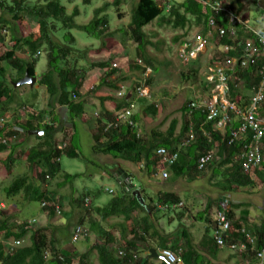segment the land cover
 <instances>
[{
	"label": "trees",
	"instance_id": "obj_1",
	"mask_svg": "<svg viewBox=\"0 0 264 264\" xmlns=\"http://www.w3.org/2000/svg\"><path fill=\"white\" fill-rule=\"evenodd\" d=\"M235 1L239 3L241 0ZM172 3L167 2L165 4L158 0H138L133 8L128 33L138 45L140 52L143 53L142 58L146 63L145 67L137 64L136 67H132L133 69L147 71L153 67L146 57V51L150 45L146 28L156 21H159L161 25H169L176 30H186L194 26L203 27L205 36H208V22L214 14L205 4L200 0H184L182 3ZM122 5L123 0H114L112 4H105L103 8L96 10L95 17L89 24L79 25L76 21L80 16L79 9L76 8L73 13H69L68 8L62 5L61 0H0L2 13L0 15V40L4 38L5 31L12 32L14 23L22 26L32 18L36 21L38 28L23 39H17L12 34L11 49L6 48L4 43H0V115L10 112L12 105L18 109L17 117L13 123L0 124V140L12 137L15 134L13 129L19 127L26 132L24 138H34L38 141L27 157L29 172L15 178L5 188L6 198L11 201L20 195H24L27 202L47 203L48 206L44 210H48L53 217L58 215L57 206L60 205L49 203L53 200L48 195L49 186L50 182L58 176H62L61 178L66 183H73L75 179L80 177V175L64 173L61 161L65 155L70 158L81 157L75 147L78 121L93 125L95 129L94 151L96 153L130 162L139 167L140 171H146L149 175H155V173L167 169L174 178L194 180L200 178L203 173L198 168L200 157L215 153L217 161L209 164L206 169L209 167L214 169L215 167V174L224 176V179L220 180L217 186L225 193H239L243 189L255 190L259 183L264 185V167L249 171L242 167L241 157L245 152L246 144H249V139L243 136L240 140L230 144L232 131L240 126L237 115L231 113L234 117V123L228 126L224 132H221L215 128L214 123L207 122L206 113L199 110L191 112L190 105L196 100L204 99L203 97L191 100L183 108L179 134H177L179 122L173 121L167 132L153 131L150 135L142 136L138 128L137 116L133 118L137 127H131L128 122H123L119 126L113 125L108 128L109 125L117 121L119 115L126 113L135 105L134 94L119 97V94L123 92L122 82L128 78L121 76L114 79L118 70L108 63L93 64L91 67L107 69L108 72L102 77L99 84L90 91L93 92L90 97L96 96L97 92L94 91L108 88L117 94L118 99L112 96L107 98L108 101L116 104L117 112L111 113L105 107L104 102L102 103L103 111L99 118L92 121L87 115V99L79 95L83 80L78 75V61L83 57L84 52L76 50L77 39L72 31L79 30L93 38L104 41L106 36L111 35L109 34L111 29L109 18L106 15L107 10L112 6L120 8ZM238 5H240L239 8L242 7V4H230V8L237 16H239ZM120 15L119 17H122ZM216 17L225 28L230 27L229 20H221V16ZM59 32H64V36L58 38ZM214 34V41L218 47L234 49L230 57L238 56L240 45L253 37L242 26H239L236 39H231L229 36L219 37L217 33ZM44 47L48 49L49 68L40 77L39 84L47 89L49 109L39 111L33 101H27L28 99L22 101L19 95L20 89L15 88L14 84L24 79L27 74L31 77H37V67L41 59L38 54ZM97 52L101 51L97 50ZM23 53L29 54L30 59L24 58ZM220 54L222 53L217 51L216 57L222 59L225 55L220 56ZM263 65L264 58L257 66L238 70L234 75V81L230 84L229 100L242 110L251 105L253 96L264 84V78L259 73V67ZM191 67L189 78L199 77L201 68L197 64ZM8 68L16 73L15 78L10 76ZM146 80L151 85V80ZM205 83L210 88L212 87L208 82L205 81ZM138 86L137 90L135 88L138 99L148 101L139 96L138 89L142 86L141 83ZM36 98H38L37 93L32 99L35 100ZM60 109H65L68 112V118L72 124V128H63V137H58L61 131L56 127L58 122H62ZM152 109L158 110L154 104ZM23 110L27 111L24 112ZM258 115L264 117V103L261 104ZM48 118L51 119V124L45 125L44 122ZM192 130L193 134L191 133ZM33 132H44V136L31 135ZM192 135H195L194 141H191ZM22 145L23 143L18 142L10 147L0 146V154L11 151L3 161V167L8 170L10 175H13V170L16 167V151ZM162 148L166 149L170 156L179 153V160L174 166L168 167L164 157L158 155V151ZM129 177L132 178L131 175ZM130 187H133L131 181L123 188V194L112 199L106 206H97L95 201L98 198L96 196L88 208L90 205L87 204L88 197H91L92 193L83 192L81 197L71 201L73 211L81 212L80 225L78 226L84 227L86 220L89 221L91 228L89 234L91 233L96 237L92 249L97 252L100 264H157V262L167 264L159 259H153L152 249L157 250L159 254L163 250L172 251L182 259L184 264H210L203 251L208 252L213 258H217L220 252L224 250L217 245L215 237H211V227L206 229L207 234L201 243L203 251L197 249L191 238V233L186 228L170 235L164 233L160 228L159 213L168 215L176 210L169 209L162 213L158 207L180 204L182 199L179 194L161 192L155 200L150 196L148 197L142 190L144 206L134 196L133 191L128 190ZM220 211L225 212L223 207ZM210 213L211 210H207L203 216H211ZM249 214L248 211V216L243 220L236 217L233 209L228 210L232 229L225 239L228 243L246 244L248 250L245 253H235L247 260V264H258L257 254L264 250V222L261 229L252 233L250 231L252 230L251 226L248 230L246 228L247 225H251L249 223L251 215ZM184 215V213L180 214V218ZM15 217L0 215V238H2L0 242V264H84V261L88 259L90 252L79 256L80 258L77 260L65 257L61 255V252L55 250L52 251L51 258H46L44 252L49 247L47 236L40 234V232L32 235L29 227L25 225L26 228L24 226L20 229L15 228L12 226ZM112 219L124 220V224L118 225L121 228V240L127 253L124 259L119 257V251L116 250L119 239L113 231L115 227L107 226V222ZM215 220L212 217L208 219V222L215 223ZM126 223H132V228L128 229ZM247 235H251L254 240L250 241ZM15 242H20L21 245L11 254L7 253V246ZM226 250L230 251L229 249ZM230 252L233 253L234 251ZM143 253L146 254L143 255ZM135 256L138 258L136 259Z\"/></svg>",
	"mask_w": 264,
	"mask_h": 264
},
{
	"label": "rangeland",
	"instance_id": "obj_2",
	"mask_svg": "<svg viewBox=\"0 0 264 264\" xmlns=\"http://www.w3.org/2000/svg\"><path fill=\"white\" fill-rule=\"evenodd\" d=\"M62 5L68 8L69 13H73L76 8L79 9L80 16L77 18L79 25H87L95 17L96 10L103 8L105 4H112L114 0H61ZM167 4L182 3L184 0H158ZM138 0H123V5L120 8L114 6L107 10L106 15L110 21L111 32L104 38V41L98 40L89 36L87 33L73 30L72 34L77 39L76 50L83 51V57L78 61V75L83 80V85L79 90V95L84 98L98 100L90 109L91 116L102 113V103L106 106H111V101L101 103V98L105 99L109 96L117 98L116 93L108 88L96 90V96L91 98L93 92H90L89 87L94 85V75L98 78L99 72L107 69L91 67L93 64L108 63L111 67L117 64V78L126 76V81L122 82L123 92L126 94H134L135 99V116L138 117V128L142 136L150 135L153 131L167 132L173 121H178L179 126L177 134L181 129L183 108L191 100L198 97H209L211 88L205 83V72L207 73V64L210 56L219 49L215 43V34L211 36L210 42L215 49L210 50L207 54H203L196 63H187L180 58V50L184 43L189 40H195L205 36L203 27L194 26L186 30H176L169 25L160 24L159 21L154 22L146 28L150 45L146 51V57L153 65V69L147 71H137L132 67L139 64L142 67L146 66L143 53L136 42L130 37L128 27L131 23L132 11ZM234 2V3H233ZM89 3V4H87ZM172 3V4H173ZM230 4L238 5L237 11L239 17L247 22L253 29H264L262 17L264 15V0H241L237 3L235 0H230ZM0 11V15H1ZM121 14V15H120ZM122 16V17H119ZM251 18L247 19L246 16ZM249 20V21H247ZM37 23L30 18L29 21L22 26L17 23L13 24L12 32H4V38L0 43H4L6 48L11 49V35H15L17 39L26 38L30 33L37 30ZM64 32H59L58 38L64 36ZM47 47L41 49L38 56L41 58L37 67L38 82L35 87L30 85L21 86L19 95L22 101H33L39 111L49 109V95L47 89L39 84V79L49 68ZM100 50L101 52H97ZM24 58L30 59L29 54L23 53ZM197 64L201 68V75L195 78H189L191 66ZM5 66V65H2ZM87 71V74H86ZM108 71V70H107ZM106 71V72H107ZM10 76L16 77V73L8 68ZM204 74V75H203ZM86 78L93 79L94 82L85 85ZM146 79L151 80V85ZM10 82H13L10 80ZM144 88L148 91V101L138 99L135 93V88ZM147 83V84H146ZM85 85V86H84ZM139 88V89H140ZM138 89V90H139ZM89 91V92H88ZM38 94V98L33 100L34 94ZM85 95H84V94ZM140 96V95H139ZM141 97V96H140ZM143 98V97H141ZM118 99V98H117ZM114 104V103H113ZM158 106V110H153L152 105ZM116 106V104H115ZM96 107V109H94ZM10 112L0 115V124L2 122L13 123L17 117L18 109L12 105ZM110 108V107H109ZM116 110V108H115ZM24 111V110H23ZM27 111V110H25ZM24 111V112H25ZM23 112V113H24ZM62 122H58L56 127L61 131L58 137H63V128H72L71 121L68 118V112L65 109H60ZM98 112V113H97ZM94 114V115H92ZM95 119V118H93ZM92 120V119H91ZM78 133L76 135L75 147L79 151L81 157L70 158L63 156L62 167L64 173L72 175H80L73 183H66L62 176H58L55 180H49L50 191L49 197L53 200L49 203L54 205L59 204L62 208V215L52 216L48 210L42 208V204L27 202L24 195H20L8 200L4 194V190L17 177L26 175L28 170L27 157L30 150L38 143L34 138H22L20 141L23 145L16 151V167L13 170V175H10L8 170L3 167V161L9 156L11 151L0 154V215L15 217L12 224L15 228H22L24 225L29 227L31 234L36 232L44 234L48 238L49 247L45 250L46 258L52 257V251L61 252V255L69 258L79 259L81 255L90 252L88 259L84 264H100L98 254L92 249L95 245L96 237L90 233V239L82 240L72 244L73 232L75 227L80 225L81 212H74L71 208V201L74 198L81 197L83 192L92 193L88 197L90 208L94 197L97 196L95 203L97 206H106L112 199L123 194V184L128 185L125 180L124 172L132 178L134 188L130 187L129 191L144 190L146 195L155 200L161 192H173L180 195L184 205L171 214L165 215L159 213L160 228L165 234L176 233L179 230L186 228L191 233V238L197 249H202V241L206 233V229L211 227V237L214 236L215 223H209L208 219L217 217L220 209L224 206L228 210L233 209L238 219H245L249 211V223L246 228L252 233L257 229H261L264 222V185L259 183L255 190L243 189L239 193H225L217 184L224 176H217L214 169L209 167L203 171L200 178L190 180L187 178H174L172 173L168 180L155 175H149L146 171H140L139 167L127 161L115 158L110 155H102L94 151V135L89 130V126L81 121L77 122ZM95 132V129L94 131ZM215 159L212 163H215ZM121 167V168H119ZM63 173V174H64ZM62 174V175H63ZM114 175V176H113ZM121 180V183H120ZM112 191V193H110ZM87 207V206H86ZM224 208V207H223ZM207 210H211V216H203ZM163 213V212H162ZM184 213V217L180 218V214ZM203 216V217H202ZM203 218V219H201ZM99 220V219H98ZM206 220V221H204ZM119 224H124L123 219H112L107 222V226H113L114 233L119 239L116 245L117 251H125L124 244L121 240V228ZM24 226V227H25ZM25 227V228H26ZM84 227L91 232L88 219L84 223ZM128 229L132 228V223H126ZM254 236V235H253ZM183 242V241H182ZM185 247V245H184ZM146 253H143L145 255ZM207 261L210 264H247L248 261L243 259L240 254L230 252L226 249L220 252L217 258H213L208 252L203 251Z\"/></svg>",
	"mask_w": 264,
	"mask_h": 264
},
{
	"label": "built area",
	"instance_id": "obj_3",
	"mask_svg": "<svg viewBox=\"0 0 264 264\" xmlns=\"http://www.w3.org/2000/svg\"><path fill=\"white\" fill-rule=\"evenodd\" d=\"M205 4L214 14L208 22V36L196 38L194 41L186 42L180 50V58L187 62L193 63L200 59L203 54H207L210 50L215 49L210 37L214 33H217L219 37L229 36L231 39H236L239 33V26H242L244 30L252 34V38L247 42L240 45V52L238 56L230 57L231 52L234 51L231 47H219L218 52H221L225 56L222 59L216 57V52L210 56L209 63L207 64V73L205 72V81L212 85L211 95L202 100H196L190 105L191 112L194 110L202 111L207 114V122L214 123L215 128L218 131L224 132L228 126L234 123V117L231 113H235L240 120V126L238 129L233 130L231 133L230 144L235 143L241 138L246 137L249 139V144L245 146V152L242 155V167L246 170H253L264 167V117L258 115V110L262 103H264V84L259 88L252 98L251 105L242 110L236 104L229 100L230 84L234 81V75L238 70H246L251 66H257L264 58V29H253L248 23L244 22L239 16H237L230 8V0H200ZM221 16V20H229L230 27L225 28L221 21L216 17ZM264 24V15L262 17ZM208 51V52H207ZM207 52V53H204ZM220 54V56H222ZM209 55V53H208ZM113 68H119L117 64L113 65ZM259 73L264 78V65L259 67ZM139 95L143 98H149L148 91L143 87L138 90ZM126 93L122 92L119 97H124ZM158 107V106H157ZM135 108L133 105L126 113L119 115L117 121L109 125L108 128L119 126L123 122H128L131 127H137L134 121ZM100 114H97L96 118H99ZM7 122H2L5 124ZM45 125L51 124V119H46ZM15 134L12 137L3 138L0 140V146L10 147L17 144L25 136L26 132L15 127L13 129ZM193 134V130L191 132ZM250 136V137H248ZM195 140V135L191 136V141ZM170 153L162 148L158 151V155L164 157L168 167L174 166L179 160V153H175L172 156ZM216 159V154L202 156L199 159V170L204 171L206 167ZM157 176L164 180H168L170 174L168 170H164L157 173ZM50 179V177H48ZM112 193V191H110ZM89 203V202H88ZM184 205L174 204L169 206H159V211L177 210ZM48 206L47 203L42 205V208ZM57 214L62 215V209L57 206ZM232 229V223L229 219L227 212L221 211L218 213L215 226L214 237L217 245L224 249H229L237 253H245L248 247L244 243H228L226 236ZM90 237L89 230L83 226H77L73 232L72 244L78 243L82 240H86ZM247 238L254 240L251 235H247ZM2 238H0V242ZM21 245L20 242H15L7 246V253H12ZM119 257L124 259L127 256L125 251L118 252ZM160 255L166 260L167 264H184L182 259L177 256L176 253L163 250ZM258 264H264V250L258 252ZM137 259L138 257L135 256Z\"/></svg>",
	"mask_w": 264,
	"mask_h": 264
},
{
	"label": "crops",
	"instance_id": "obj_4",
	"mask_svg": "<svg viewBox=\"0 0 264 264\" xmlns=\"http://www.w3.org/2000/svg\"><path fill=\"white\" fill-rule=\"evenodd\" d=\"M247 17V19L249 18H251V16L250 15H248V16H246ZM247 21H249V20H247ZM247 23V22H246ZM250 26V25H249ZM101 70V69H100ZM105 72H103V70L101 71V72H99V74L98 75H100V76H98V78H96V76L94 75V78H95V82H94V80L93 79H91L90 78V80L89 79H87L86 78V81H85V85L87 86L88 84H91V83H93L94 85H91L90 87H89V91H92L94 88H95V86L96 85H98L99 84V82H100V80L102 79V77L108 72L107 70H104ZM107 71V72H106ZM118 76H117V74L114 76V79L115 78H117ZM84 85V86H85ZM88 91V92H89ZM84 94V93H83ZM86 94V93H85ZM84 94V95H85ZM117 95V94H116ZM91 98H93V97H91ZM100 101H101V103L102 102H104L105 100L106 101H108L107 100V98H105V99H103L102 98V100H101V98L99 99ZM96 101H98L97 99L96 100H94V101H92V100H90L89 99V101H88V99H87V105H86V112H87V115L92 119V121H95L96 120V115L94 116V117H92L91 116V111H90V109H92L91 107L92 106H96L95 104L97 103ZM112 102V101H111ZM110 105L111 106H106L105 105V107L111 112V113H116L117 111L115 110V104H113V102L112 103H110ZM94 109H96V107L94 108ZM101 111H103V108H102V110ZM98 113V112H97ZM100 114H101V112H99ZM92 115H94V114H92ZM93 118H95V119H93ZM86 125L87 126H89V130L91 131V133L94 135L95 134V132H93L94 131V127H93V125H90L89 123H86ZM130 163V162H129ZM132 164V163H131ZM119 168H121V167H119ZM124 172V176H125V180L129 183V180H130V177H127L126 175H127V173H125V171H123ZM120 183H121V180H120ZM225 210V209H224ZM225 212H227L228 213V209L226 208V210H225ZM218 215V214H217ZM204 238H205V236H204ZM162 261V260H161ZM157 264H160V262H157Z\"/></svg>",
	"mask_w": 264,
	"mask_h": 264
},
{
	"label": "water",
	"instance_id": "obj_5",
	"mask_svg": "<svg viewBox=\"0 0 264 264\" xmlns=\"http://www.w3.org/2000/svg\"><path fill=\"white\" fill-rule=\"evenodd\" d=\"M37 82H38V78L37 77H31L29 74H27L24 79H22L18 83H15L14 86H15V88H19L21 86L30 85L32 88H34ZM31 135H36V136H39V137H43L44 136V132H33V133H31ZM126 176L129 177L128 174ZM123 187H125V184H123ZM132 188H134V186ZM133 194L145 206V201H144L143 196L140 193V191L135 190V191H133ZM223 207L226 210V206L223 205ZM151 253H152V258L153 259H159V260H162L165 263H167L166 260L159 254V252L157 250L152 249Z\"/></svg>",
	"mask_w": 264,
	"mask_h": 264
}]
</instances>
